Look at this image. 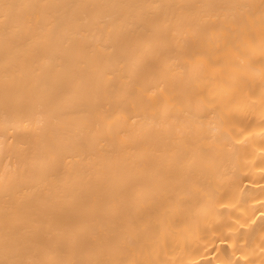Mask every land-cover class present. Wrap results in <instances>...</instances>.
I'll return each instance as SVG.
<instances>
[{
  "label": "bare ground",
  "instance_id": "1",
  "mask_svg": "<svg viewBox=\"0 0 264 264\" xmlns=\"http://www.w3.org/2000/svg\"><path fill=\"white\" fill-rule=\"evenodd\" d=\"M0 264H264V0H0Z\"/></svg>",
  "mask_w": 264,
  "mask_h": 264
}]
</instances>
